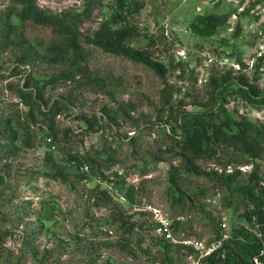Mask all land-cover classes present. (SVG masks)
Returning a JSON list of instances; mask_svg holds the SVG:
<instances>
[{
	"label": "rangeland",
	"instance_id": "1",
	"mask_svg": "<svg viewBox=\"0 0 264 264\" xmlns=\"http://www.w3.org/2000/svg\"><path fill=\"white\" fill-rule=\"evenodd\" d=\"M139 1L138 13L109 25L116 0H35L74 22L77 57L65 35L21 21L9 11L15 0H0V264H193L182 241L211 244L248 226L235 188L253 172L264 184V150L254 158L218 146L215 159L197 161L205 177L186 170L175 145L184 112L219 106L259 129L264 148V104L238 92L241 76L264 91V0ZM213 13L223 20L200 22ZM122 27L134 30L123 42L107 32ZM119 46L144 50L166 73ZM228 77L214 105L211 83ZM237 170L231 187L214 177ZM173 185L186 194L178 205Z\"/></svg>",
	"mask_w": 264,
	"mask_h": 264
},
{
	"label": "trees",
	"instance_id": "2",
	"mask_svg": "<svg viewBox=\"0 0 264 264\" xmlns=\"http://www.w3.org/2000/svg\"><path fill=\"white\" fill-rule=\"evenodd\" d=\"M143 8V4L139 0H116L114 12L108 20L109 25H119L126 22L130 15L138 13ZM10 14H16L17 17L27 23L51 28L65 35L68 39V46L73 50L74 54L80 56V47L77 41L78 29L74 22L66 15H55L51 12L42 10L35 0H15L14 7L9 9ZM223 19L216 14H210L200 18V22L206 25L221 22ZM108 28H110V26ZM116 41L123 42L134 34V30L129 27H122L115 31L108 29ZM118 52L127 54L140 61L147 66L153 68L158 73L164 75L166 68L160 62L153 61L144 50L128 49L118 47ZM231 77L222 79H214L213 98L214 105L219 102V92L230 86ZM241 81L238 87L240 96L247 102L252 104H264V91H261L258 86L251 83L245 76L240 77ZM34 86L36 90H40L39 84L32 79H27L25 88ZM19 98L26 101V104L31 108L41 109L40 103L36 96L27 92L25 89H19ZM183 122L181 124L182 134L180 139L176 140V148L180 158L186 162V170L197 174V176L207 177L210 173L199 171L197 167L198 160H212L218 155V146L233 148L243 153H246L254 158H259L263 153V146L260 142L261 133L251 122L247 120H237L226 113L223 107L211 108L204 111L183 113ZM48 121L52 119L49 114L43 113ZM35 121V118L32 119ZM51 123V127H52ZM173 133L176 130L173 129ZM55 139H58L56 133L53 134ZM71 161L77 160L75 156H70ZM85 163H92L90 157H84ZM86 178H93L91 171L84 172ZM213 175H218L217 172H212ZM241 172L237 170L234 174L220 175L216 177L224 186L231 187L240 176ZM172 191L169 193L170 200L173 205H178L179 202L186 197V194L173 185ZM240 191L246 201V211L242 218L248 226H240L233 230L227 239H223L220 234H217V241H223L220 247L215 250L210 256L201 260L200 264H264V184L257 172L250 175L247 184L236 189ZM107 194V193H106ZM107 196V195H106ZM109 196V195H108ZM165 248L173 253L172 246L167 244ZM176 248L190 250L194 254V249L188 246H177ZM166 260L172 261L170 255L166 256ZM175 258L178 257L175 255Z\"/></svg>",
	"mask_w": 264,
	"mask_h": 264
},
{
	"label": "built area",
	"instance_id": "3",
	"mask_svg": "<svg viewBox=\"0 0 264 264\" xmlns=\"http://www.w3.org/2000/svg\"><path fill=\"white\" fill-rule=\"evenodd\" d=\"M85 171L89 170V167L85 165L83 167ZM157 219L160 221V230L164 236H166L168 239H173L171 234L170 225L167 221L164 220V218L161 215H158L157 213ZM224 226H227L226 223L223 224ZM229 237L228 234L225 235V239ZM184 246H188L192 249H194V254H191V258L193 260V264H200L201 260L210 256L215 250H217L222 241L213 242L211 244H208L202 240L197 239H187L181 242Z\"/></svg>",
	"mask_w": 264,
	"mask_h": 264
}]
</instances>
